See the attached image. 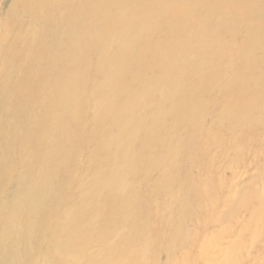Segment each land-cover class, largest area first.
Returning a JSON list of instances; mask_svg holds the SVG:
<instances>
[{
  "label": "rangeland",
  "instance_id": "rangeland-1",
  "mask_svg": "<svg viewBox=\"0 0 264 264\" xmlns=\"http://www.w3.org/2000/svg\"><path fill=\"white\" fill-rule=\"evenodd\" d=\"M0 1L2 2L0 4L1 52L6 51V55L8 53L9 65L12 59H18V56L12 57L15 52L21 56H28L31 63L28 62L27 64V61H24L26 65L21 68V73L26 70L22 74V80L25 82L23 89L24 104L26 105L24 110L26 111L29 106L33 105L32 109L36 106L35 103H38L40 96L44 94L42 93L39 96V92L46 86L53 87L56 85L55 79H57L58 73L61 72L60 75H62V68L60 71L56 70V62L59 61L58 57L64 49L59 47L58 36L54 35V27L58 23H67L72 18L78 17V8L87 3V0H64L61 1L59 6L58 0H53V2H51L52 0H40L39 2L44 8H39L38 0H35L37 3L34 0ZM123 1L127 4L131 3V0ZM259 1L171 0L166 4L159 0L133 1V12L138 13L142 7L147 6L153 9L152 12L146 14L145 19L154 28L153 35H150L157 40V45L154 47L162 51L171 46L172 53L169 52L170 54L167 55L163 66L174 63L172 65H176L177 68L166 78H155L146 84L133 82V89H137L136 91L142 93L143 98L154 101L165 110L170 106V97L174 96L172 94L176 93L177 90L183 92L182 104H180L182 105L181 110L176 109V111H173V115L166 119L165 129L159 134L161 138L159 140V137L156 138L157 156H153V163L133 175V181L137 186L133 189V193L139 195L141 201H143L142 204H144L143 208L135 210L134 215L136 217L133 221L128 220L127 215L116 211L120 204L117 198L115 199L116 203H107V199H100L102 203L93 206V209L88 212L86 208L81 209V205L88 199L87 188L90 187V180H92L94 173L100 171L101 168L100 161H86V158L93 153H97V158L101 157L99 156L98 146L93 144V138H97V135L93 136L92 139L90 135H85L86 138L90 137L93 145H86L83 151L78 152L77 159L79 163L76 166L75 175L66 177L63 180V185L58 186V183H56V189L61 193H58L59 196L52 199L53 214L46 215V211L41 213L39 220L41 227L33 231L34 240L30 249H23L21 245L18 246L12 240L1 241L2 234L8 230L5 220L15 213L13 203L17 197L14 189L17 186L15 177L18 164L8 167L0 175V264H264V53L262 51V49L264 50V0ZM46 2L49 3L46 4ZM99 3H101V0H97L94 9L97 8ZM10 5L15 7L14 11L19 16L18 19L13 17L16 26L9 19V15H12ZM74 5L77 7L75 6V8ZM176 5L186 11L187 17H171L164 13V7ZM260 7L262 8L260 9ZM46 8L48 12L45 10L40 11ZM31 13H33V16ZM86 18H91L92 21L95 19L91 15ZM166 21L173 22L172 24L178 27L186 26L195 36V39H188L185 36L186 30L181 33L180 30L166 33L162 30V25ZM198 23L202 27H199ZM4 25L8 29V35L4 30ZM258 25L262 26V33L256 41L252 31L257 29ZM223 27H231V29L225 30ZM82 30H84V27L78 24L77 31ZM25 31L28 34L36 33L35 38H23L21 35ZM42 32L44 37L41 36V34L43 35ZM219 32L221 33L219 34ZM57 33L62 36L67 35L66 30ZM88 36H96V34L90 30ZM119 36L117 34L116 38ZM39 38H41V41ZM93 39L95 40V38ZM174 39H178L179 42L183 43V54H179L175 49L176 46L172 43ZM13 40L18 43L17 45L14 42V45H17H15V48L20 49L14 48ZM118 40L120 42L115 41L108 49H105L107 53H114L115 48L123 43L122 39ZM253 40H255V43H252ZM38 41L39 44H37ZM252 44L259 47L254 48L251 46ZM11 45L14 48L13 50H11ZM106 45H108L107 42ZM145 47V44L138 46V48L146 50ZM54 49L56 52H54ZM25 50L28 52L26 53ZM29 50L33 51V54ZM103 51L104 49L100 52V55L90 53L88 59L92 62V65L94 61L103 57ZM215 51L217 52L215 53ZM25 53L28 55H25ZM198 53H203L204 57L201 58ZM44 54L45 56H42ZM221 55L222 59L225 58L222 65L218 63ZM53 56H55V60H53ZM139 57L140 55L135 57V61ZM157 57L153 56V59ZM33 58L34 60H31ZM44 58L49 60L47 61ZM183 59L188 61L186 65L183 64ZM51 60L53 61L49 62ZM46 63L49 65L44 67ZM39 64L41 65L39 66ZM25 66L27 69L31 68V73ZM50 66H55L54 70ZM7 67L0 63V77L8 69ZM144 70L155 71L153 67L148 65L145 66ZM16 73L12 74L14 76L11 77L12 80L6 79L7 75L4 74L3 78L6 80L0 78V86H4L6 81H9L7 85L15 84ZM43 73L45 74L41 76ZM48 74H50V77H47ZM51 74H53V77H51ZM234 74L237 77H234ZM24 77L30 81H27L28 86H26ZM32 79H37V81ZM17 81H19V78ZM100 83L91 80L89 83L82 85V88L89 93L91 87H96ZM57 86H61L60 81ZM27 87L33 88L32 95H29ZM96 90L98 91V89ZM150 90H152L151 93H149ZM244 90H252L253 94L246 93ZM97 91L95 99L100 96L102 100L103 95ZM160 91L163 92V96L160 95ZM191 95H193V99L190 97ZM88 96L90 97L89 94ZM238 96L239 98H237ZM91 97L89 101L92 104L94 97ZM189 99L191 106L196 109L191 114L187 113L190 110L186 111L189 103L184 102ZM215 100L216 102L213 104L212 102ZM237 101L241 102L238 104ZM150 112L151 110H148V108L139 105L133 113V120L140 119L142 115L150 114ZM24 118L25 116H23V120ZM179 118H182V123L177 125L175 120ZM210 123L214 124L210 125ZM69 126H72V123ZM190 132L193 135L189 139L192 142L193 136L195 144L199 145V152L198 149L195 150V146L190 147L191 150H185V147L180 150L178 164L182 166L184 160L186 164L188 162L185 169L186 177L188 175L187 180L184 182L181 176L182 173H180L179 176L182 179L178 176L179 181L174 182L171 180V186L175 185L174 189L166 188L165 168L172 164V161H170L172 157L164 161L163 166H157L155 162L161 158L164 149L171 147L165 139H170L172 136L178 138L180 135L181 138L178 142L187 141L184 138ZM78 139L84 138L78 137ZM137 143L140 142L136 141L135 144ZM40 148L44 149V146ZM145 151L143 152L144 155L148 153L147 150ZM191 161L192 164H190ZM182 184L191 185L194 191L189 190L190 186L182 187ZM125 190L117 185L116 192L122 193ZM158 191L161 192L157 195ZM181 194L186 197L183 200L184 204L180 200L179 203L169 206L173 202L171 196L177 199ZM180 206L182 213H190V217L187 219L193 217L192 223L188 221L189 226H192L190 232H187L185 226L183 230L173 231L166 219V212L169 207L171 210L176 211ZM149 208L150 212L148 211ZM145 210L147 218L144 216L145 213H142ZM18 216L20 223H27L30 215L25 212V215L21 213ZM139 222L140 224H137ZM176 223L179 222L176 221ZM195 226H197L196 229ZM131 227L133 231L130 230ZM256 230L260 231L259 238L252 237ZM173 233H178L175 236V241L170 240ZM206 240L208 241L206 242ZM251 241H253L254 246L250 248L249 243ZM248 251L251 257H249Z\"/></svg>",
  "mask_w": 264,
  "mask_h": 264
},
{
  "label": "bare ground",
  "instance_id": "bare-ground-1",
  "mask_svg": "<svg viewBox=\"0 0 264 264\" xmlns=\"http://www.w3.org/2000/svg\"><path fill=\"white\" fill-rule=\"evenodd\" d=\"M39 1L40 0L37 1L38 5L40 4ZM61 1L64 0H58V6L61 4ZM133 1L138 2L140 0H131L130 4H127L123 0H101V3H99L97 8L94 9L95 5L97 4V0H87L86 1L87 3H84L80 8H78L79 9L78 17L72 18L67 23H63V22L58 23L54 27V32H55L54 35L58 36V41L60 44L59 47H62V49H64L63 52L58 57L59 61L56 62L57 64L56 70L60 71V69L62 68V75H60L61 72L58 73V77L57 79H55V83L57 85V83L60 81L61 86L60 87L58 86L56 87V85H54L53 87L46 86L44 89H42L39 92V96L42 93L44 94L40 96L38 103H35L36 106H34L33 109H32L33 105H31L26 111L24 110L26 105L24 104L25 95H24L23 85H25L24 84L25 82L22 80L23 79L22 74L26 70L22 71L21 73V68L23 67V65H26V63L27 64L28 62L30 63V59H28V56H21L19 53L15 52L12 57L15 58L16 56H18V59L17 60L12 59L9 65V60L7 57L8 53L6 55L5 54L6 51L1 52V48H0V63H2L3 66L6 67L9 65L7 67L8 69L4 71V73H2V76L0 78L2 79L4 77V74H6L7 75L6 79L12 80L11 77H14L12 76V74H15L18 71L16 73L17 74L16 78H14V81H16L15 84L7 85L9 81H6L4 83V86H0V175H2L8 167L18 164L16 169L17 175L15 177L17 186L14 189L15 195L17 197H16V201L13 203V211L15 213L13 214L12 217L7 218L5 220L8 225V230H6L2 234V238H1L2 242L6 240H12L18 246L21 245L23 249L31 248L34 240L33 231L41 227L39 222L41 213L46 211V215L53 214L52 199L54 197L55 198L58 197L59 196L58 193H61V191H57L56 183H58V186H60V184L63 185V180L66 177L75 175V169L79 163L77 159V154H79L78 153L79 151H83V149L85 148L84 146L86 145L94 144L98 146L97 148L100 150L99 156H101L100 157L101 159L99 157H98L99 159L97 158V153H93L86 158V161L87 162L100 161L101 168L100 171H96L94 173L92 180H90V187L87 188L88 199L85 203L81 205V209L83 210L84 208H86L88 212L89 210L93 209V206L97 205L98 203H102L100 202V199H107V203L109 202L116 203L117 201H115V199L117 198L120 204L118 208H116V211H118L121 214L127 215L129 217L128 220L133 221V219L136 217L134 215L135 210L137 208H141V209L143 208L142 207L144 205L142 204L143 201H141L137 193L135 194L133 193V189L137 187L136 183L133 181V175L141 172L143 168L153 163V156L154 155L157 156L156 138H158L161 131L165 129V125L167 122L166 119L173 115V111H176V109L181 110L182 105L180 104H182L181 99L183 96V92L181 90H177L176 93L172 94L174 96L170 97V103H169L170 106L168 107L167 110H165V108H163L161 105H157L154 101H149L148 99L143 98L142 93L137 92L136 91L137 89H133V82L139 84H146L147 82H151V80H154L155 78H159V77L166 78L168 77V75L173 73V71L177 70L176 65H172L174 63L169 64L167 66L166 65L163 66L164 62H166L167 55L172 53L171 46L166 47L162 51L154 47L155 45H157V40H155L152 36H150L153 35L154 28L151 26L149 21L145 19L146 14L152 12L153 9L150 6H147V7H142V9L138 11V13H136V11L133 12ZM159 1H162V3L166 4L171 0H159ZM256 1L258 2L259 0ZM51 2H53V0ZM48 3L46 2V4ZM0 4H2L1 1ZM177 5L173 7H164L163 8L164 13L171 17H179V18L183 16L187 17L185 13L186 11H183L181 8H178ZM39 6H40L39 8L43 7L41 6V4ZM75 6L76 5H74V7ZM181 7L183 8V6ZM10 8L12 9L11 11L12 15H9L10 16L9 19L11 23L12 24L14 23V25L16 26V21L13 19V17L15 19H18L19 16L17 12L15 13L14 11L15 7L13 5H10ZM261 8L262 7H260V9ZM48 9L47 8L41 9L40 11L45 10L48 12ZM51 9L53 8L51 7ZM41 13L43 14L44 11ZM31 14L33 16V13ZM88 15L93 16L95 19L93 21L91 18L87 19L86 17ZM133 18H134V22H133ZM172 23L173 22L170 23L167 21L163 23L162 30L166 31V33L175 32L177 30H180L181 33L182 31L186 30L185 36L188 37V39H195V36L186 26L178 27L173 25ZM78 24L81 27H84V30L77 31ZM199 27H202V25L200 24ZM231 27H223V29L230 30ZM89 29L92 30L96 34V36H88L90 32ZM261 29L262 26L260 27L258 25L257 29H254L252 31V34L256 41L261 36L262 33ZM4 30H6V34L8 35V29L6 28L5 25H4ZM61 30H66L67 35L66 36L59 35L57 32L58 31L60 32ZM220 33L221 32H219V34ZM35 34L36 33L33 32L28 34V32L25 31V33L21 36L23 38L30 37V39H33L35 38ZM117 34L120 36L116 38ZM41 36L44 37V33L43 35L41 34ZM41 38H39L40 41ZM93 38H95V40ZM118 39H122L123 43H121L119 46L115 48L116 50L114 51V53H107L105 49H108L109 46L111 44H114L115 41L120 42ZM14 40H13V45L15 42ZM255 40H253L252 43H255ZM106 42L108 43V45H106ZM172 43L174 46H176L175 49L178 51V53L183 54V48H184L183 43L179 42L178 39H174ZM16 44L18 45V43ZM37 44H39V41L37 42ZM144 44L146 45L145 47L146 50H144V48H138L139 45H144ZM31 46L35 47L36 45H31ZM251 46H253L254 48L259 47L253 44ZM27 47L30 48L29 46ZM14 48L12 47L11 50H13ZM103 49H104L102 55L103 57H101L97 61H94L92 65V62H90L88 59L90 53L100 55V52ZM30 50L29 52H31ZM25 51L26 53L28 52L27 50ZM244 51L247 52V50L245 49ZM262 51L264 53L263 49ZM54 52H56L55 49ZM216 52L217 51H215V53ZM26 53L25 55H28ZM31 53L33 54V51ZM210 53L213 54L212 52ZM49 55L51 54L49 53ZM138 55H140V57L138 60L135 61V57H137ZM198 55H200L201 58L204 57L203 53H198ZM42 56H45V54ZM55 56H53L54 57V59L52 58L53 60H55ZM153 56H158V57L156 59H153ZM31 60H34V58ZM53 60L49 62H52ZM223 60H225V58L223 57L222 59V55H221L220 58L218 59V63L222 65L225 62ZM24 61L27 62L25 63ZM182 62L184 65L188 63L186 59H183ZM47 63L45 66L44 64L42 65L46 67L47 65H49ZM51 64L56 65L53 63ZM40 65L41 64H39V66ZM146 65L153 67L155 71L144 70ZM50 67L53 68L54 70L55 66L53 67L50 66ZM25 68L27 69L26 66ZM30 69H27L29 73H31ZM33 69L35 70V67ZM248 70L250 71L251 69ZM44 74L45 73L41 74V76ZM52 75L53 74H51V77H53ZM196 75H198V73H196ZM47 77H50V74H48ZM234 77H237V75L234 74ZM18 78L19 81H17ZM25 80H26V86H28L29 84V83L27 84V81H29L28 78H25ZM91 80H93L96 83H98V81L101 83L97 84L96 87L95 86L91 87L88 93V91L82 88V85L89 83ZM34 81H37V79ZM32 87L29 88L27 87L28 88L27 91L29 95L33 94L34 90L32 89L34 87L33 88ZM38 89L40 88L38 87ZM96 89H98V91ZM96 91L99 92V94L103 95L102 100L100 96L95 99ZM245 91L246 93L253 94L252 90H244V92ZM151 92L152 90L149 91V93ZM88 94L90 95V97L88 96ZM160 95L163 96L162 91H160ZM91 96L94 97V101L92 104L89 101L92 98ZM190 97L193 99V95H191ZM218 98L220 99V97ZM237 98H239V96ZM233 101L235 100L233 99ZM184 102L189 103L186 107V111L190 110L189 112H187L188 114L194 113L196 111V109L191 106L190 99ZM215 102L216 100L213 101L212 103L214 104ZM89 104H91V106H89ZM139 105H143L145 108H148V110H151V112L150 114L147 113L144 115H142L141 113L142 117L140 119L133 120L134 117L133 113L137 108V106ZM204 115L206 116V113ZM23 116H25L24 120H23ZM181 121L182 118H179L175 120V123L178 125L179 123L180 124L182 123ZM71 123L73 128L72 126H69V124ZM211 124L214 123H210V125ZM244 124L245 122L243 123V126ZM85 135L88 136L90 135L91 139L93 138V136L97 135V138L96 137L93 138V144H92L90 137L86 138ZM191 135H193L192 132L187 134L188 138L187 136H185L184 139L187 141L178 142L179 138H181L180 135L178 136V138H176L177 136L176 137L172 136L170 139H165V141L170 143L171 147L163 150V154L161 158L156 160L155 164L157 166L159 165L163 166V162L166 161L169 157H172V160H170L172 161V164H169L170 166L165 168L166 174L164 175V178L166 180V184H165L166 188L170 187L174 189L175 185L171 186V180L177 182L180 179H182V177L184 182H186L187 180L188 175L186 177L185 169L187 167L186 165L188 164V162L186 164L184 160L182 163L183 167L180 166L178 164V159H179L178 155L180 150L184 147L185 150H191L190 147L195 146V150L198 149L199 152V148H198L199 145L195 144V139L193 138V136H192V142L189 139ZM77 136L83 137L84 139L77 140L78 138ZM160 138L161 137H159L158 140ZM243 139L244 138L242 137V140ZM136 141L140 143L135 144ZM240 142L242 143V141ZM43 146L44 149H41L40 147ZM145 150H147L148 153L144 155L143 152H146ZM155 164L154 166L156 167ZM190 164H192V161ZM57 171L59 172L58 174ZM180 173H182L181 174L182 177L179 176ZM178 176L180 177V179L178 178ZM188 184L187 185L182 184V187L190 186L189 190L194 191V188ZM117 185H119L122 189H126V190L122 193L116 192ZM151 188L153 189V186ZM160 192L158 191L157 195ZM63 194L66 195L64 192ZM157 195H155V197H157ZM184 196H185L184 194H181L178 196L177 199L176 197L171 196L173 202L169 206H172L174 203L177 202L179 203L180 200L184 204L183 200H185L186 198ZM105 207L107 206L105 205ZM180 208L181 206L176 211H174L171 210V208L169 207V209L166 212V219L171 225V229L173 231L183 230V227L185 226V229L187 228V232H190L192 226H189L188 221L192 223L193 217L187 219L188 217H190V213H182L181 212L182 209ZM148 211L150 212V208ZM25 212H27L30 215L28 217L27 223L25 222L20 223L18 215L21 213H24L25 215ZM145 212L146 210L143 211L142 213ZM144 216L147 218V213H145ZM176 221H178L179 223H176ZM137 224H140V222ZM196 227L197 226H195V229ZM130 230L133 231L132 227ZM177 234L178 233L176 234L173 233V235L170 237V240L175 241V236ZM259 235H260V231L256 230V233L253 234L252 237L259 238ZM207 241L208 240H206V242ZM252 242L253 241L249 243L250 248L254 246ZM61 244L63 245L64 243L62 242ZM248 254H250L249 251ZM249 257H251V254Z\"/></svg>",
  "mask_w": 264,
  "mask_h": 264
}]
</instances>
